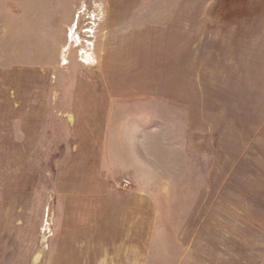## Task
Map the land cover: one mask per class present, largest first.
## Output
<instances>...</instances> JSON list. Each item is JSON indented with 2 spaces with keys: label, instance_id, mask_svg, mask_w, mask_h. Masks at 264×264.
Returning a JSON list of instances; mask_svg holds the SVG:
<instances>
[{
  "label": "rangeland",
  "instance_id": "obj_1",
  "mask_svg": "<svg viewBox=\"0 0 264 264\" xmlns=\"http://www.w3.org/2000/svg\"><path fill=\"white\" fill-rule=\"evenodd\" d=\"M0 264H264V0H0Z\"/></svg>",
  "mask_w": 264,
  "mask_h": 264
}]
</instances>
